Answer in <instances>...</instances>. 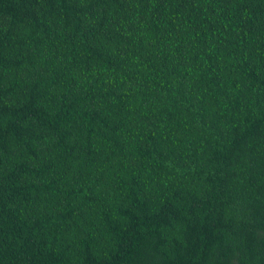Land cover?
<instances>
[{
  "label": "trees",
  "instance_id": "16d2710c",
  "mask_svg": "<svg viewBox=\"0 0 264 264\" xmlns=\"http://www.w3.org/2000/svg\"><path fill=\"white\" fill-rule=\"evenodd\" d=\"M0 264H264V0H0Z\"/></svg>",
  "mask_w": 264,
  "mask_h": 264
}]
</instances>
